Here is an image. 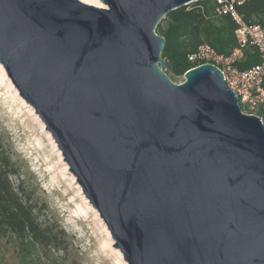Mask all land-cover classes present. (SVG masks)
I'll list each match as a JSON object with an SVG mask.
<instances>
[{
    "label": "water",
    "instance_id": "obj_1",
    "mask_svg": "<svg viewBox=\"0 0 264 264\" xmlns=\"http://www.w3.org/2000/svg\"><path fill=\"white\" fill-rule=\"evenodd\" d=\"M198 0H0V65L127 264H264V124L156 33Z\"/></svg>",
    "mask_w": 264,
    "mask_h": 264
},
{
    "label": "trees",
    "instance_id": "obj_2",
    "mask_svg": "<svg viewBox=\"0 0 264 264\" xmlns=\"http://www.w3.org/2000/svg\"><path fill=\"white\" fill-rule=\"evenodd\" d=\"M237 12L246 23L259 24L264 30V0H248L237 7ZM236 29L231 17L216 15L212 0H198L169 12L156 28L165 40L161 56L172 66L168 77L172 79L192 66L186 56L202 42L219 53H231L239 47ZM248 47L241 48L242 57L236 63L240 69L260 62L255 48L250 53ZM257 110L264 124V105ZM46 208L20 179L19 168L0 135V253L10 249L20 264L34 263L51 250L65 254L68 235L55 221L44 217Z\"/></svg>",
    "mask_w": 264,
    "mask_h": 264
},
{
    "label": "rangeland",
    "instance_id": "obj_3",
    "mask_svg": "<svg viewBox=\"0 0 264 264\" xmlns=\"http://www.w3.org/2000/svg\"><path fill=\"white\" fill-rule=\"evenodd\" d=\"M247 46L252 53L253 47ZM171 81L183 82L184 73L175 75ZM252 113L256 115L258 110ZM0 135L19 168L24 185L46 203L44 217L49 222L55 221L68 235L65 254L51 250L31 264H127L113 247L106 225L68 172L50 133L34 109L18 95L1 65ZM0 264L20 263L15 252L8 249L0 253Z\"/></svg>",
    "mask_w": 264,
    "mask_h": 264
},
{
    "label": "built area",
    "instance_id": "obj_4",
    "mask_svg": "<svg viewBox=\"0 0 264 264\" xmlns=\"http://www.w3.org/2000/svg\"><path fill=\"white\" fill-rule=\"evenodd\" d=\"M216 15L229 16L237 24L235 36L239 47L229 54L217 52L210 44L202 43L188 53L190 68L212 64L223 75L229 88L235 93L243 113L253 114L254 109L264 105V30L256 23H246L237 12V7L248 0H212ZM251 45L257 51L260 62L240 69L236 63L242 57L241 48Z\"/></svg>",
    "mask_w": 264,
    "mask_h": 264
},
{
    "label": "bare ground",
    "instance_id": "obj_5",
    "mask_svg": "<svg viewBox=\"0 0 264 264\" xmlns=\"http://www.w3.org/2000/svg\"><path fill=\"white\" fill-rule=\"evenodd\" d=\"M83 2L89 3V4H93V5H97L99 6V2L97 0H82ZM119 256V254H118Z\"/></svg>",
    "mask_w": 264,
    "mask_h": 264
}]
</instances>
